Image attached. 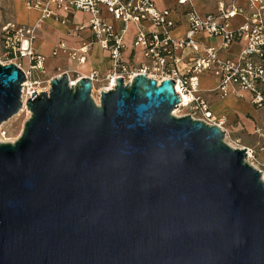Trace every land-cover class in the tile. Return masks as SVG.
I'll return each instance as SVG.
<instances>
[{
  "label": "water",
  "instance_id": "water-1",
  "mask_svg": "<svg viewBox=\"0 0 264 264\" xmlns=\"http://www.w3.org/2000/svg\"><path fill=\"white\" fill-rule=\"evenodd\" d=\"M0 63V264H264V183L215 126L177 117L174 81L137 76L93 99L67 73L23 102Z\"/></svg>",
  "mask_w": 264,
  "mask_h": 264
},
{
  "label": "built area",
  "instance_id": "built-area-1",
  "mask_svg": "<svg viewBox=\"0 0 264 264\" xmlns=\"http://www.w3.org/2000/svg\"><path fill=\"white\" fill-rule=\"evenodd\" d=\"M238 1L233 0L228 6L221 2L219 14L201 17L194 9L193 0H179L178 6L183 8L182 15L187 23V31L181 38L173 37L179 24L175 19L176 11H159L153 0H30L27 5L30 10L41 11V22L57 18L59 12L75 11L90 15V22L80 27L78 32H91L95 41L108 53L110 69L105 76L97 71H93L89 77L76 73L75 80L70 78L72 86L82 78H89L94 89L95 83H101L104 86L102 92H109L117 86L119 78L124 79L125 85L132 84L140 75L155 80L158 86L166 81H174L175 92L182 98L175 111L183 112L182 117L189 116L223 131L228 145L246 150L248 163L261 173L264 183V164L255 165L252 162L254 152L231 138L224 119H218L213 114L210 105L200 94L201 78L210 76L216 81L221 98L233 95L244 99L248 95L252 106L257 109L264 107V0H246L248 12L237 6ZM104 12L119 25L118 28L103 18ZM239 16H245L246 20L241 27L234 29L232 22ZM131 25L138 29V34L133 42L132 57L126 59L125 54L129 49L125 41ZM36 29H15L10 26L5 30V54L17 61L15 64L27 77V82L22 85L24 105L32 94L39 95L50 90L51 81L44 90H37L35 87L41 83L32 79L35 73H45V57L33 49ZM200 35L219 39L222 44L220 47L205 46L199 40ZM235 43L244 44L239 57L236 60L221 59V51ZM90 51L91 44L68 52L66 44L61 43L53 57L63 52L70 61L85 66ZM137 52L143 56L144 62L141 64L135 63ZM24 59L29 61L28 70L23 69V63H18ZM258 133L262 136L261 132Z\"/></svg>",
  "mask_w": 264,
  "mask_h": 264
},
{
  "label": "crops",
  "instance_id": "crops-1",
  "mask_svg": "<svg viewBox=\"0 0 264 264\" xmlns=\"http://www.w3.org/2000/svg\"><path fill=\"white\" fill-rule=\"evenodd\" d=\"M212 1L213 0H194V9L201 17L217 15L219 14V5L221 2L227 6L233 2V0H216L211 10L205 12V2H211L212 4ZM156 2L159 11H176L175 19H177L179 24L173 32V37H183L187 31V23L182 15L184 10L178 6L177 0H160L159 2L156 0ZM236 4L238 7L244 9L245 12H248L249 5L246 0H239ZM30 14L33 16V22L27 23L22 20L23 17ZM41 15L40 10H30V13H21L19 15V21L29 24L28 28H37L35 31L33 49L37 54L45 57V74L50 77V81L64 73L69 74L71 80L77 78L76 73L82 77H89L93 71L99 72L101 76L107 74L110 69L108 53H106L101 45L95 41L89 30L78 32L80 27L85 26L90 22L91 17L89 14H86L88 17L87 23L81 26H74L73 21L75 19V14H73V11L68 13L59 12L57 18H50L42 22ZM103 18L115 28L119 27V25L116 24L106 12L103 13ZM245 20V16L237 17L233 20L232 27L238 29L244 24ZM57 35H59V38L52 41ZM199 40L203 45L209 47H220L222 44L221 40L208 39L204 35H200ZM61 43L66 44L68 52L75 51L83 45L91 44V51L88 55L87 64L85 66H79L76 62L70 61L68 55L63 52H59L57 57H53L54 51L57 50ZM243 48V43H235L229 49L222 50L220 57L224 60H236ZM23 69L28 70L24 67ZM216 86V81L212 77L203 76L200 81L201 96L210 105L213 114L218 119H224L226 124L225 128L234 139L239 141L243 148L252 150L254 155L258 156V161H260L258 162L259 164H264V144L261 143V140L259 139L261 135H259L258 132H261V137H264V134L262 133V130H260L258 122L255 119V117H257L258 120L261 121L260 113L255 112L254 106L249 102L248 95H245L244 99H239L233 95L227 98H221ZM231 126L234 127L235 133H232L230 129L232 128ZM254 135L258 136L256 141L252 140ZM243 136L248 137L249 142L243 141Z\"/></svg>",
  "mask_w": 264,
  "mask_h": 264
},
{
  "label": "rangeland",
  "instance_id": "rangeland-1",
  "mask_svg": "<svg viewBox=\"0 0 264 264\" xmlns=\"http://www.w3.org/2000/svg\"><path fill=\"white\" fill-rule=\"evenodd\" d=\"M159 1L160 0H158V2ZM178 1L179 0H177V2ZM215 1L216 0H213L212 4L211 2H208V3L205 2V6H206L205 12H207V10H211L212 6L215 4ZM153 2L155 3L157 7L158 4L156 0H153ZM27 4H28V0H0V63L2 65H10V64H15L17 62L5 54V50H4V43H5V36H6L5 30L6 28L10 26H14L15 29H19L23 27L28 28L29 24L19 21V15L21 13L22 14L24 12L30 13V9L28 8ZM157 9L159 8L157 7ZM73 14H75V19L73 21L74 26H81L87 23L88 17L86 14L81 13V12H75V11L73 12ZM202 15H207V14H202ZM22 20L27 23H31L34 21L33 16L31 14L27 15L26 17H23ZM137 34H138V29L134 25H131L130 30L128 32V36L125 41V45L129 49V51L125 55L126 59H130L132 57V51L134 50L133 42ZM58 38H59V35H57L55 39H52V41L57 40ZM135 60H136L135 61L136 64H141L142 62H144L141 52L136 53ZM20 62L23 63V67L25 69L30 68L29 61L27 59L21 60L18 63ZM32 79L38 80L41 83L40 85L35 87V89L37 90H44L48 86L47 83L50 82V77L45 73L44 74L35 73ZM103 87H104L103 84H95V89H94L92 96H93V99L97 103H99L100 94L102 92ZM254 110L257 113H260L261 121L258 120L257 117H255V119L258 122V126L260 127V130H262V133L264 134V107L258 108V109L254 107ZM173 114H175V116L177 117H182L183 112L179 113V112L174 111ZM30 118H31V113L25 108L18 115L14 116L12 119H10L9 121L1 125L0 126V143H15L22 136L25 124L30 120ZM231 127L232 128L230 129L233 133L235 130L233 126ZM231 138L235 140L232 135H231ZM257 138L258 136L254 135L252 140L256 141ZM259 139L261 140V143L264 144V137L260 136ZM243 141L249 142V138L243 136ZM258 160H259L258 156L254 155V160L252 162L256 165L258 162H260Z\"/></svg>",
  "mask_w": 264,
  "mask_h": 264
},
{
  "label": "bare ground",
  "instance_id": "bare-ground-1",
  "mask_svg": "<svg viewBox=\"0 0 264 264\" xmlns=\"http://www.w3.org/2000/svg\"><path fill=\"white\" fill-rule=\"evenodd\" d=\"M23 112H24V111H23ZM175 114H176V113H175ZM175 114H174V115H175ZM250 158H251V157H250ZM251 165L254 167V165H253V164H251Z\"/></svg>",
  "mask_w": 264,
  "mask_h": 264
}]
</instances>
